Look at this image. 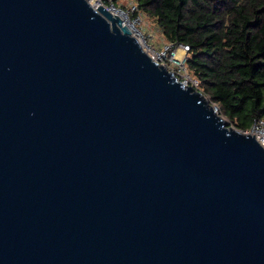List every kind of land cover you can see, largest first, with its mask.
<instances>
[{"label":"water","instance_id":"obj_1","mask_svg":"<svg viewBox=\"0 0 264 264\" xmlns=\"http://www.w3.org/2000/svg\"><path fill=\"white\" fill-rule=\"evenodd\" d=\"M89 1L0 0V264H264V140Z\"/></svg>","mask_w":264,"mask_h":264},{"label":"trees","instance_id":"obj_2","mask_svg":"<svg viewBox=\"0 0 264 264\" xmlns=\"http://www.w3.org/2000/svg\"><path fill=\"white\" fill-rule=\"evenodd\" d=\"M133 1L132 19L146 17L172 49L187 47V73L229 126L264 122V0Z\"/></svg>","mask_w":264,"mask_h":264},{"label":"built area","instance_id":"obj_3","mask_svg":"<svg viewBox=\"0 0 264 264\" xmlns=\"http://www.w3.org/2000/svg\"><path fill=\"white\" fill-rule=\"evenodd\" d=\"M110 9L114 10V5H112ZM130 10L132 14H134V12L137 11L136 5L134 3L131 4ZM138 16L140 17V15ZM138 16L135 17L137 18V20L135 21H141L140 20L141 18H139ZM141 46L144 50L148 51V52L145 51L147 54L151 53L157 59V61L155 62L158 65H161L164 68H166V70L172 72L174 76L177 78V80H179L182 84L184 83L185 86H191L192 88L197 90L198 82L187 73L185 68L186 52H187L186 46L179 45L176 49H172V45L167 44L165 42L164 43L162 42V44L159 46L158 49H154L151 46L145 44H141ZM179 49H181L184 52V55L182 56L181 60H177L175 58V54ZM242 132L245 134L258 136L264 140V122L260 119H255L252 125L250 126V128ZM255 139L257 140V138Z\"/></svg>","mask_w":264,"mask_h":264},{"label":"rangeland","instance_id":"obj_4","mask_svg":"<svg viewBox=\"0 0 264 264\" xmlns=\"http://www.w3.org/2000/svg\"><path fill=\"white\" fill-rule=\"evenodd\" d=\"M92 2L93 0L89 1V3L93 7H99V5H102L105 6L107 9L111 8L112 5H115L114 10L117 12L118 11L122 12V14L125 15L126 19L128 18L127 20L131 25V30L130 29L129 30L132 32V35L141 44L149 45L154 49H158L159 46L162 44V42L164 43L165 40L161 37L156 26L150 20H148L144 16H140V17L138 16L139 18H141L140 19L141 21H135L137 20V18L132 19V12L130 10V7L131 4L134 3L133 0H116L114 2L111 0H107L105 4L101 0H94V2L93 3ZM224 120L228 122L227 119L224 118ZM230 127L235 129L233 126Z\"/></svg>","mask_w":264,"mask_h":264},{"label":"bare ground","instance_id":"obj_5","mask_svg":"<svg viewBox=\"0 0 264 264\" xmlns=\"http://www.w3.org/2000/svg\"><path fill=\"white\" fill-rule=\"evenodd\" d=\"M108 11H109V13H111L112 15H114V16H117L120 20H121V22H122V24L124 25V26H126L128 29H130L131 30V25L129 24V22H128V18L126 19V17H125V15H123L122 14V12H117V11H115V10H113V9H108ZM131 34H132V32H131ZM180 51V52H179ZM177 52H179V53H177ZM176 52V54H175V58L177 59V60H181V58H182V56L184 55V52L181 50V49H179L178 51ZM183 53V55H182V53Z\"/></svg>","mask_w":264,"mask_h":264}]
</instances>
